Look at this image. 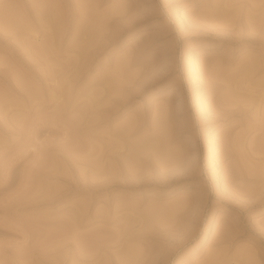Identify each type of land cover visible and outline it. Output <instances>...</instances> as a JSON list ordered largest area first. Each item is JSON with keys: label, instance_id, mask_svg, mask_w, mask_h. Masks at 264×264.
<instances>
[{"label": "rangeland", "instance_id": "obj_1", "mask_svg": "<svg viewBox=\"0 0 264 264\" xmlns=\"http://www.w3.org/2000/svg\"><path fill=\"white\" fill-rule=\"evenodd\" d=\"M0 264H264V0H0Z\"/></svg>", "mask_w": 264, "mask_h": 264}, {"label": "bare ground", "instance_id": "obj_2", "mask_svg": "<svg viewBox=\"0 0 264 264\" xmlns=\"http://www.w3.org/2000/svg\"><path fill=\"white\" fill-rule=\"evenodd\" d=\"M31 31H33V29H30ZM42 50L44 51L45 50V48H42Z\"/></svg>", "mask_w": 264, "mask_h": 264}]
</instances>
